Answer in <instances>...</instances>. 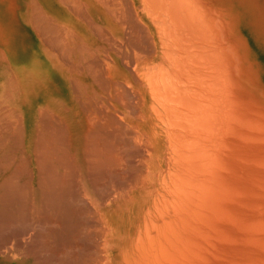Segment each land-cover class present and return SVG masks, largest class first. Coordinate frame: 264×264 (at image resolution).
<instances>
[{
  "label": "bare ground",
  "instance_id": "1",
  "mask_svg": "<svg viewBox=\"0 0 264 264\" xmlns=\"http://www.w3.org/2000/svg\"><path fill=\"white\" fill-rule=\"evenodd\" d=\"M0 264H264V0H0Z\"/></svg>",
  "mask_w": 264,
  "mask_h": 264
},
{
  "label": "rangeland",
  "instance_id": "2",
  "mask_svg": "<svg viewBox=\"0 0 264 264\" xmlns=\"http://www.w3.org/2000/svg\"><path fill=\"white\" fill-rule=\"evenodd\" d=\"M68 215H70V213L68 214ZM68 215H65L64 217L66 218V217H70V216H68ZM72 215V214H71ZM76 216V215H75ZM74 215H73V217L71 216L70 218H68L67 220V224H68V229H67V225H65V229H64V232H67V234L68 235H71V233L73 234L74 232V234H76L77 232H80V223H79V217L78 216H76L75 217ZM78 217V218H77ZM75 218H77V219H75ZM71 224V225H70ZM78 224V225H77ZM72 226L73 227H75V228H77V229H75V228H72ZM64 227V226H63ZM72 228V229H70V228ZM79 228V229H78ZM66 229L68 230V231H66ZM76 230V231H73V230ZM71 230V231H70Z\"/></svg>",
  "mask_w": 264,
  "mask_h": 264
}]
</instances>
